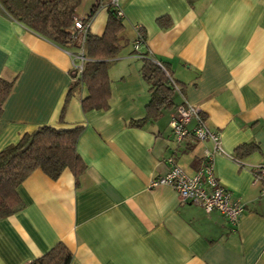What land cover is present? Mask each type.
I'll use <instances>...</instances> for the list:
<instances>
[{"label":"crops","instance_id":"1","mask_svg":"<svg viewBox=\"0 0 264 264\" xmlns=\"http://www.w3.org/2000/svg\"><path fill=\"white\" fill-rule=\"evenodd\" d=\"M97 1L80 0L75 15L90 17L89 31L101 35L108 12ZM120 7L124 42L108 70L110 106L83 111L82 88L67 99L62 122L70 55L0 10V78L13 80L0 150L41 126H81L76 150L85 164L77 184L67 168L56 179L37 168L22 181V208L0 218V264H28L57 243L70 251L68 264H264V182L253 172L264 166V0H120ZM136 24L145 36L138 50L165 63L179 86L174 106L139 127L129 122L145 117L150 93L132 47ZM182 102L219 131L229 157L215 154L214 174L244 205L235 223L182 201L169 185L150 186L169 157L192 175L212 150L210 140H174L170 119ZM244 144L253 149L236 156Z\"/></svg>","mask_w":264,"mask_h":264},{"label":"trees","instance_id":"2","mask_svg":"<svg viewBox=\"0 0 264 264\" xmlns=\"http://www.w3.org/2000/svg\"><path fill=\"white\" fill-rule=\"evenodd\" d=\"M79 2L80 0H0V10L57 46L75 52L81 47L77 41H72L69 46L66 44L69 42ZM95 9L96 6L90 14ZM106 9L108 15L103 33L96 35L89 29L86 31L82 45L85 60L79 75L73 76L60 113V122L63 121L67 99L82 88L86 89V94L80 100L83 111L107 109L110 106L108 70L123 47L125 25L113 6L107 5ZM144 42L142 28L141 44ZM133 51L142 59L140 72L150 93L145 117L131 119L129 122L139 127L148 118L157 117L165 108L174 106L173 96L179 86L165 63L139 50ZM12 84L13 80L0 78V114ZM81 130V126L68 129L41 126L24 133L16 143L0 150V218L22 208L18 187L37 168L52 179H56L67 168L73 174L75 183H78L85 169L76 150ZM252 149L250 144L241 145L235 150L236 156ZM70 259V251L64 244L57 243L28 264H68Z\"/></svg>","mask_w":264,"mask_h":264},{"label":"built area","instance_id":"3","mask_svg":"<svg viewBox=\"0 0 264 264\" xmlns=\"http://www.w3.org/2000/svg\"><path fill=\"white\" fill-rule=\"evenodd\" d=\"M97 3L98 6L103 7L113 6L116 9L117 16L123 17L120 0H98ZM89 27L90 17H74L69 42L66 45L69 46L72 41H77L81 47L75 52L70 49L66 50L71 58V73L75 77L81 72L85 60L82 45ZM134 30L135 37L132 40V47L138 50L141 45L142 26L136 24ZM170 128L176 142L185 137H191L199 141L210 140L212 150L204 152L201 164L192 175H188L169 157L170 168L166 173L156 175L150 181V186L169 185L176 191L182 201L199 203L207 212L216 210L226 220L235 223L243 212L244 205L238 198L232 196L231 191L220 184L214 174L215 154H223L229 157L221 146L219 131L211 129L207 125L201 110L187 102L175 106L170 119ZM253 172L254 180L264 182V166H256Z\"/></svg>","mask_w":264,"mask_h":264},{"label":"clouds","instance_id":"4","mask_svg":"<svg viewBox=\"0 0 264 264\" xmlns=\"http://www.w3.org/2000/svg\"><path fill=\"white\" fill-rule=\"evenodd\" d=\"M245 22V18H238L236 21L237 27L242 28Z\"/></svg>","mask_w":264,"mask_h":264}]
</instances>
